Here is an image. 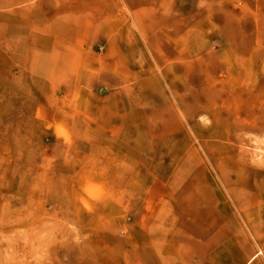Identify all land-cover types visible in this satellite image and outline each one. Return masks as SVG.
Returning a JSON list of instances; mask_svg holds the SVG:
<instances>
[{"label":"rangeland","instance_id":"obj_1","mask_svg":"<svg viewBox=\"0 0 264 264\" xmlns=\"http://www.w3.org/2000/svg\"><path fill=\"white\" fill-rule=\"evenodd\" d=\"M0 264H264V0H0Z\"/></svg>","mask_w":264,"mask_h":264}]
</instances>
